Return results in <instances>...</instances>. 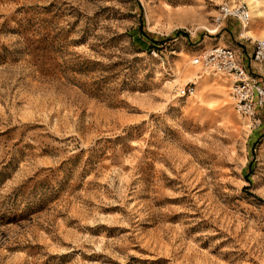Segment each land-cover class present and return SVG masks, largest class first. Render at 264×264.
I'll return each instance as SVG.
<instances>
[{
	"label": "rangeland",
	"instance_id": "rangeland-1",
	"mask_svg": "<svg viewBox=\"0 0 264 264\" xmlns=\"http://www.w3.org/2000/svg\"><path fill=\"white\" fill-rule=\"evenodd\" d=\"M262 37L264 0H0V264H264V107L193 62Z\"/></svg>",
	"mask_w": 264,
	"mask_h": 264
},
{
	"label": "built area",
	"instance_id": "built-area-1",
	"mask_svg": "<svg viewBox=\"0 0 264 264\" xmlns=\"http://www.w3.org/2000/svg\"><path fill=\"white\" fill-rule=\"evenodd\" d=\"M228 17L238 19L244 27L252 20L251 8L243 3L225 5L222 7L220 19ZM203 64L210 72L222 73L231 81V94L234 98L236 111L243 117L249 119L253 124L260 123L259 109L264 107V75L262 79L248 69L240 60L237 51L230 46L216 45L204 50L193 61ZM252 64L262 68L264 64V37L255 42V49L251 59ZM196 92V87L186 85L180 89L179 96L190 97Z\"/></svg>",
	"mask_w": 264,
	"mask_h": 264
},
{
	"label": "crops",
	"instance_id": "crops-1",
	"mask_svg": "<svg viewBox=\"0 0 264 264\" xmlns=\"http://www.w3.org/2000/svg\"><path fill=\"white\" fill-rule=\"evenodd\" d=\"M237 21L240 23V26L242 28L241 36H243V37L247 38L248 40H250V38L253 37V35H252L253 33L251 34L250 30L249 31L246 30L245 33H243L244 29H247L250 26V24L247 27H244L239 20H237ZM230 32L233 33L234 30L230 29ZM248 33H249V35H247ZM257 40L258 39H256V40L254 39V42H256ZM239 44H240V46L238 47V49H240L241 52H239L235 48L234 49L237 51L240 60L243 62V64L248 69H250L254 74L258 75L260 77V79H262V77L264 75V67H263L264 65L262 66V68H260L261 70H259V68H256L251 62V59H252V56H253V53H254V49H255V43H254L253 48L249 44H247L246 41H240ZM260 111H262V108L259 109L258 112L260 113Z\"/></svg>",
	"mask_w": 264,
	"mask_h": 264
}]
</instances>
